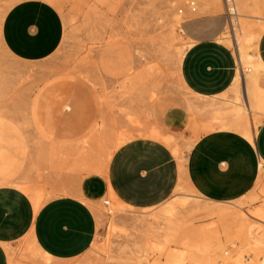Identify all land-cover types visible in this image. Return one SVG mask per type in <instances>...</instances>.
Instances as JSON below:
<instances>
[{"label":"rangeland","instance_id":"374dc122","mask_svg":"<svg viewBox=\"0 0 264 264\" xmlns=\"http://www.w3.org/2000/svg\"><path fill=\"white\" fill-rule=\"evenodd\" d=\"M38 1L55 15L58 23H52L48 38L36 23H30L25 28L29 53L22 57L8 52L0 36V71L6 79H17L14 87L0 91V119L12 121L28 144V155L23 159L18 157L22 167L16 176L27 175L29 184L41 188L46 200L62 193L64 189L60 187L73 185L86 174L72 164L71 154L75 144L85 139L83 133L95 128L97 135L85 151L99 159L111 149V135L115 132L136 131L142 124L158 122L163 106L177 105L178 96L183 93L175 74L178 47L193 39L209 37L222 26L232 28V23L224 0H219L223 11L217 16L215 3L205 6L209 0H195V10L190 9V0ZM4 3L0 0V16ZM173 13L183 17L180 24L173 23ZM191 13L196 15L189 17ZM248 14L251 16L242 18L248 24L257 25L255 14ZM228 47L234 53V48ZM39 91L46 94L49 105L48 115L43 118L46 119L43 135L37 132V123L30 111ZM236 97L237 102L244 104L241 89L237 92L229 89L214 101ZM127 107L140 113L136 119L141 125L128 122L123 111ZM262 118L254 116L255 127ZM40 145L47 151L52 147L58 149L47 153L53 165H43L40 174H36L28 167ZM250 192L240 207L227 210L225 219L198 213L180 230L177 241L167 244L163 253L187 254L189 244L201 241L202 231L216 230L222 234L236 216L264 227L261 222L264 218L260 215L264 213V178L256 179ZM104 200L109 202L104 204ZM191 202L212 204V199L201 196ZM97 203L98 212L94 211L99 232L89 249L78 257L51 262L83 264L103 255L96 264H179L168 260L165 254L157 251L145 254L138 248L140 231L132 216H139L141 210L110 212L109 196Z\"/></svg>","mask_w":264,"mask_h":264},{"label":"crops","instance_id":"0c3cea01","mask_svg":"<svg viewBox=\"0 0 264 264\" xmlns=\"http://www.w3.org/2000/svg\"><path fill=\"white\" fill-rule=\"evenodd\" d=\"M4 1L0 23H5L10 10L12 23L18 10L14 13V6L10 9L8 0ZM27 23L26 27L34 22ZM255 54L264 65V31L258 38ZM236 68L230 47L205 37L185 48L179 73L191 93L203 98L200 100L214 101L230 89ZM254 116L264 117V111H255L249 119V154L264 163V118L255 127ZM207 119L205 115L193 118L183 105L168 107L160 115L158 125L179 146L178 154L172 150L173 144L157 138H130L112 153L105 176L85 174L73 185L60 187L64 191L44 200L38 209L20 188L0 185V264H13L11 255L15 264H30L21 259L29 244L59 260L82 255L99 232L95 211L88 202L97 204L109 192L119 202L142 210L162 205L180 193L176 190L179 186L213 200L229 190L232 196L250 190L255 182L252 176L244 177L238 172L243 158L248 156L247 146L234 130L212 127L213 123L208 127ZM185 142L190 143L189 148L183 147Z\"/></svg>","mask_w":264,"mask_h":264},{"label":"bare ground","instance_id":"6f19581e","mask_svg":"<svg viewBox=\"0 0 264 264\" xmlns=\"http://www.w3.org/2000/svg\"><path fill=\"white\" fill-rule=\"evenodd\" d=\"M209 1L205 6L215 3L217 10L214 13L216 16L221 14L223 6L220 1ZM195 3V0L189 1L191 10L196 9ZM199 3L201 4V2ZM224 3L232 28L222 26L220 30L218 29L217 32L210 34L209 37L234 48L237 68L230 89L235 92L241 89L242 94L246 97V99L244 97V104L237 102V97L234 100L218 102L211 99L208 101L200 100L203 98L194 95L184 86L179 73L180 60L185 48L196 39L184 42L175 53V74L178 85L183 89V93L179 94L176 104L185 106L192 113L193 118L195 116H208V127H210V123H213L212 127L234 130L236 136L247 146L248 155L243 158L244 164L239 167L238 172H242L244 177L251 175L253 180L256 181V179L264 178V163L257 160L254 155L249 154V147L252 144L249 115L258 110L264 111V65L257 60L255 54L258 38L264 31V0H224ZM7 5L10 9L14 6V13L18 10V15L14 16L11 23V20H9L10 10L4 19L5 23H0L2 43L7 47L8 52L22 57L29 53V43L27 41L29 38L25 31L27 22L33 21L36 23L39 31L44 34V37L48 38L52 31V23H58L57 18L38 0H8ZM169 7L172 8L173 3H170ZM201 8L199 6V9ZM252 12L255 14L253 16L258 23L257 25L248 24L242 18L243 16H251L248 13ZM195 15L191 13L189 17ZM172 20L173 23L180 24L183 17L173 13ZM16 84L17 79H6L0 71V91L4 92ZM48 107L46 94L39 91L31 102L30 111L37 123L36 130L41 135L44 132L46 119L43 118L48 115ZM167 108L168 106H163L159 117ZM123 111L127 115L129 123L140 124L139 119H136V116L140 113H136L130 107L125 108ZM95 131V128L91 127L86 133H83L85 139L79 140L74 146V152H71L74 156L72 164L78 169H82L86 174L96 173L105 176L108 162L115 149L126 140L137 136L157 138L166 144H173L172 150L174 153L178 154L180 151L179 146L172 142V137L162 133L158 122H154L149 125L142 124L136 131L115 132L111 135V149L107 150L101 158L94 159L85 151V147L97 135ZM189 144L185 142L183 147L189 148ZM56 149L58 147H52L50 151H47L40 145L35 154V159L29 164V170L38 174L43 165H53L54 162L47 153L52 154ZM27 155L28 144L22 138L19 128L10 120L0 119V185H13L20 188L29 195L35 209H38L46 194L41 188L31 186L27 175L22 178L16 176V173L22 167L19 158L23 159ZM179 156L182 159L181 154ZM238 164L240 166L239 160ZM176 190L180 193H175L162 205L156 208L142 209L139 216H132L135 222L134 225L140 231L139 240L136 244L145 254L157 251L165 254L168 260L179 264H264V227L249 222L240 216L234 217L231 224L224 227L222 234L216 232V230L202 231L199 235L201 241L196 244H189L187 254L163 253L167 244L171 241H177L180 230L188 226L198 213L204 215L215 214L220 216L221 219H225L228 209L240 207L245 198L251 194L250 190L244 189L241 194L232 196L229 190L220 199H212V204L199 205L191 201L192 199L201 198V195L181 192L195 193L194 190L182 186L177 187ZM108 196L112 205L110 212L119 210L126 213L133 212V209L136 210V208L119 202L111 192L108 193ZM227 198L228 200H226ZM88 203L98 212V203ZM260 215L264 218V213ZM261 222H264V220H261ZM183 243L187 244V242ZM101 256L103 255H98L88 262H83V264H96L95 262L100 260ZM21 259L27 260L30 264H54L51 260H57L42 252L33 244H29L23 250ZM11 262L15 264L12 255Z\"/></svg>","mask_w":264,"mask_h":264},{"label":"built area","instance_id":"2783aa9c","mask_svg":"<svg viewBox=\"0 0 264 264\" xmlns=\"http://www.w3.org/2000/svg\"><path fill=\"white\" fill-rule=\"evenodd\" d=\"M103 203H104V204H107V203H108V201H107V200H104V201H103Z\"/></svg>","mask_w":264,"mask_h":264}]
</instances>
